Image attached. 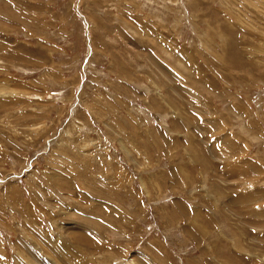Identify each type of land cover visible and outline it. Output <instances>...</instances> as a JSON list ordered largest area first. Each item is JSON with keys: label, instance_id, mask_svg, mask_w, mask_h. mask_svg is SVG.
I'll list each match as a JSON object with an SVG mask.
<instances>
[{"label": "rangeland", "instance_id": "rangeland-1", "mask_svg": "<svg viewBox=\"0 0 264 264\" xmlns=\"http://www.w3.org/2000/svg\"><path fill=\"white\" fill-rule=\"evenodd\" d=\"M0 264H264V0H0Z\"/></svg>", "mask_w": 264, "mask_h": 264}]
</instances>
